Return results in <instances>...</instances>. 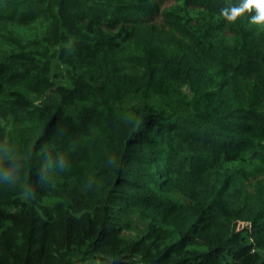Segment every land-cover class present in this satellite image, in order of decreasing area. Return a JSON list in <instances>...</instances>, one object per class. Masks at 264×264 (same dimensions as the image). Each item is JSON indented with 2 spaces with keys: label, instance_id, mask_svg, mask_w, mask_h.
<instances>
[{
  "label": "trees",
  "instance_id": "1",
  "mask_svg": "<svg viewBox=\"0 0 264 264\" xmlns=\"http://www.w3.org/2000/svg\"><path fill=\"white\" fill-rule=\"evenodd\" d=\"M240 2L0 0V264H264V25L222 15Z\"/></svg>",
  "mask_w": 264,
  "mask_h": 264
},
{
  "label": "clouds",
  "instance_id": "2",
  "mask_svg": "<svg viewBox=\"0 0 264 264\" xmlns=\"http://www.w3.org/2000/svg\"><path fill=\"white\" fill-rule=\"evenodd\" d=\"M254 8V13L249 17L250 22L264 25V0H241L239 4L229 5L221 10L223 16L229 20H234L246 10ZM7 158L6 163H0V184L14 183L20 168V161L17 160L6 149H0V158ZM54 163L63 167L64 161L57 157Z\"/></svg>",
  "mask_w": 264,
  "mask_h": 264
},
{
  "label": "rangeland",
  "instance_id": "3",
  "mask_svg": "<svg viewBox=\"0 0 264 264\" xmlns=\"http://www.w3.org/2000/svg\"><path fill=\"white\" fill-rule=\"evenodd\" d=\"M49 97H51V92H47L41 98L37 99L39 103L46 101ZM240 226V225H238Z\"/></svg>",
  "mask_w": 264,
  "mask_h": 264
}]
</instances>
